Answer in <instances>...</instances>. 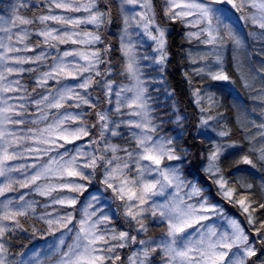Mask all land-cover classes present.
I'll list each match as a JSON object with an SVG mask.
<instances>
[{"label": "snow or ice", "instance_id": "snow-or-ice-1", "mask_svg": "<svg viewBox=\"0 0 264 264\" xmlns=\"http://www.w3.org/2000/svg\"><path fill=\"white\" fill-rule=\"evenodd\" d=\"M0 264H264V0H0Z\"/></svg>", "mask_w": 264, "mask_h": 264}, {"label": "trees", "instance_id": "trees-1", "mask_svg": "<svg viewBox=\"0 0 264 264\" xmlns=\"http://www.w3.org/2000/svg\"><path fill=\"white\" fill-rule=\"evenodd\" d=\"M176 38L178 40V36ZM180 80H181L180 74L178 72L174 73V79L172 80L173 86L174 87H179V81ZM237 90H238V85H237ZM186 104H187V97L184 98V100H183V102L181 104V107H184ZM190 111H191V109H190Z\"/></svg>", "mask_w": 264, "mask_h": 264}, {"label": "rangeland", "instance_id": "rangeland-1", "mask_svg": "<svg viewBox=\"0 0 264 264\" xmlns=\"http://www.w3.org/2000/svg\"><path fill=\"white\" fill-rule=\"evenodd\" d=\"M241 95H244L243 93H241ZM166 103V101H164L163 97H161V104ZM249 103H252L251 101H249Z\"/></svg>", "mask_w": 264, "mask_h": 264}]
</instances>
